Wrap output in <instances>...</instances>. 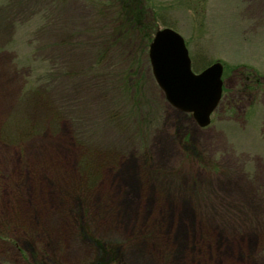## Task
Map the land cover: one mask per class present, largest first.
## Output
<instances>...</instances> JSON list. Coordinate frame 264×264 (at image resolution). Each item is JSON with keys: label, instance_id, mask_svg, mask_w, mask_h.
Instances as JSON below:
<instances>
[{"label": "rangeland", "instance_id": "rangeland-1", "mask_svg": "<svg viewBox=\"0 0 264 264\" xmlns=\"http://www.w3.org/2000/svg\"><path fill=\"white\" fill-rule=\"evenodd\" d=\"M66 1L0 0V264H264V0H145L115 45ZM165 27L223 67L206 127L151 73Z\"/></svg>", "mask_w": 264, "mask_h": 264}, {"label": "water", "instance_id": "water-1", "mask_svg": "<svg viewBox=\"0 0 264 264\" xmlns=\"http://www.w3.org/2000/svg\"><path fill=\"white\" fill-rule=\"evenodd\" d=\"M148 57L153 77L169 104L190 112L199 126L208 125L222 93V65L215 62L194 73L182 36L171 28L155 32Z\"/></svg>", "mask_w": 264, "mask_h": 264}, {"label": "trees", "instance_id": "trees-1", "mask_svg": "<svg viewBox=\"0 0 264 264\" xmlns=\"http://www.w3.org/2000/svg\"><path fill=\"white\" fill-rule=\"evenodd\" d=\"M68 2L66 0H61ZM107 1V7L105 5H99V9H98V16L95 18L96 20H104L106 21V23L109 25V28H107V30H110V32L113 34V43L115 44H120L119 43H115L114 40L117 39L116 35H118V33L123 34V36H125V34H127L129 31H133L136 30L137 32H140L141 30H143L145 32V30L147 29L148 25H149V18H148V14L147 11H145V0H106ZM100 9L105 12L104 14L100 13ZM109 10V11H108ZM66 11V10H65ZM75 20V19H74ZM100 23L98 22V25ZM97 25V26H98ZM114 25V26H113ZM95 26L93 29H98L99 27ZM114 29L115 34L112 32V30ZM78 29H76V35L73 38H77ZM99 34H101V29L98 30ZM90 33V31H89ZM68 34V33H67ZM75 34V33H74ZM149 34L145 35V40L147 39V43L149 44L151 37L148 38ZM111 39V37H109ZM65 45L64 46H68V41L72 39V37H66L63 38ZM103 47L100 50H97L96 52H99L101 54H105V52L109 51L110 52V48L108 46H106V44H102ZM76 49L73 51L75 52ZM72 52V53H73ZM133 68L134 66H128L127 69L124 71V77L125 76H131V72H133ZM121 76V74H120ZM121 83V82H119ZM122 87L125 93H129L131 89L134 90L133 93H135V86H133L131 83H125L124 81L122 82ZM131 85V86H130ZM105 94V93H104ZM109 95H105V100L102 99V101L108 105H110V99L108 98Z\"/></svg>", "mask_w": 264, "mask_h": 264}, {"label": "bare ground", "instance_id": "bare-ground-1", "mask_svg": "<svg viewBox=\"0 0 264 264\" xmlns=\"http://www.w3.org/2000/svg\"><path fill=\"white\" fill-rule=\"evenodd\" d=\"M147 53H148V48H147Z\"/></svg>", "mask_w": 264, "mask_h": 264}]
</instances>
